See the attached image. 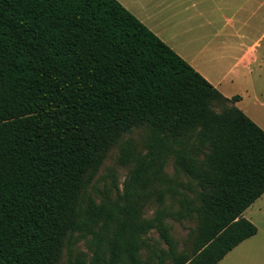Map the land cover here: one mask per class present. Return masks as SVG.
I'll list each match as a JSON object with an SVG mask.
<instances>
[{
    "label": "trees",
    "instance_id": "1",
    "mask_svg": "<svg viewBox=\"0 0 264 264\" xmlns=\"http://www.w3.org/2000/svg\"><path fill=\"white\" fill-rule=\"evenodd\" d=\"M117 0H0V264H58L64 243L90 235L89 262L144 264L155 229L157 264H217L256 227L242 213L264 194V131ZM214 104L225 106L221 111ZM144 127L147 152L114 203L85 191L108 151ZM209 147L204 165L192 158ZM199 187L191 252L175 253L164 212L139 200L167 157ZM135 195V196H134Z\"/></svg>",
    "mask_w": 264,
    "mask_h": 264
},
{
    "label": "crops",
    "instance_id": "2",
    "mask_svg": "<svg viewBox=\"0 0 264 264\" xmlns=\"http://www.w3.org/2000/svg\"><path fill=\"white\" fill-rule=\"evenodd\" d=\"M117 1L245 115L244 98L259 103L264 0Z\"/></svg>",
    "mask_w": 264,
    "mask_h": 264
},
{
    "label": "rangeland",
    "instance_id": "3",
    "mask_svg": "<svg viewBox=\"0 0 264 264\" xmlns=\"http://www.w3.org/2000/svg\"><path fill=\"white\" fill-rule=\"evenodd\" d=\"M256 76L254 85H256L259 103L252 102L248 97L242 100L240 106L244 108L248 116L252 117H249L252 121L256 120L261 123L262 127H259L264 131V68ZM229 106V104L225 106L214 104L213 109L219 112ZM254 123L256 124V122ZM146 138L147 133L144 127L133 129L130 133L121 136L108 151L88 185L84 198H92L96 204L116 202L124 192V186L134 165V163L123 164L120 161L121 151L124 147L129 146L132 148V157L144 156L147 152ZM186 141L193 146L190 150L192 158L200 166L204 165L206 155L211 153V149L209 147L198 148L194 142V135L187 137ZM199 191L196 183L176 167L171 156L166 158L157 178L151 179L143 190H135V195L142 194V198L139 200V212L142 219L152 220L157 212H164L163 223L167 227L175 253L189 254L191 252L198 220L196 217L178 218L175 214L180 209L184 198V205L197 206ZM242 216L256 227V234L228 252L217 264H264V194L254 201L242 213ZM89 238L90 235L83 236L77 233L69 243L65 242L58 264H67L77 254H83L85 262H89L92 257V253L87 247ZM143 243L140 258L144 264H157L152 249L167 251L166 244L159 238L155 229H151L143 236ZM170 261L169 258H165L164 264H169Z\"/></svg>",
    "mask_w": 264,
    "mask_h": 264
}]
</instances>
